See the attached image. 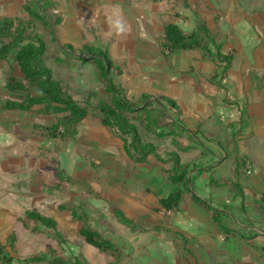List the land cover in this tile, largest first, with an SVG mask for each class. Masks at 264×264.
Returning <instances> with one entry per match:
<instances>
[{"label": "rangeland", "instance_id": "rangeland-1", "mask_svg": "<svg viewBox=\"0 0 264 264\" xmlns=\"http://www.w3.org/2000/svg\"><path fill=\"white\" fill-rule=\"evenodd\" d=\"M115 1L124 10L134 9L137 14L143 12L147 18L134 17L131 24L124 26L123 38L112 43L117 34L113 31L115 21L109 17L107 25L112 31L108 35L101 38L98 34L101 28L90 29L88 40L86 35L80 34L79 40L72 42V55L64 51V55L73 60L63 63L60 61L64 89L77 101H89L95 106L76 131H66L62 139H50L46 128L56 124V116L46 115L40 106L35 111L10 116L12 113L8 112L12 111L1 109L6 100H23L26 94L9 97L0 94V117L6 118L5 121H12L11 125L0 120V130H5L0 144L6 143L4 147L0 146V245H4L8 256L15 259L12 264H18L19 259L36 256L62 258L68 264H74L76 259L83 264H176V259L186 262L188 250L198 248L194 240L190 244L192 247H189L180 235L172 234L173 229L167 227L166 222L168 212L161 207L148 208L144 216L135 212L130 216L122 213L121 201L113 193V187H120L121 184L134 187L137 180L133 177L132 182H128L120 175V170L113 172L117 168H113L109 162L104 147L111 146L113 142H103L110 138L114 145H122V139L130 141L133 135L120 136L117 130L103 126L107 135H100L98 141L89 137L85 123L102 127L99 121L102 113L96 107L100 103L112 104L114 95L108 91V83L100 75L93 59L87 56V63L79 60V51L88 46L108 52L113 62L109 77L123 90L128 101L139 104V110L127 114V117L138 127L143 143H149L145 140L148 136L161 139L160 137L168 138L169 135L174 143L175 138L187 133L186 129L190 128L188 124L191 121L201 127L210 119H206V103L209 102V106L212 104L216 111L222 109L224 104L218 99L217 93L210 90L217 88L216 79L211 78L218 73L217 63L199 52H175L168 60L164 59L161 45L164 43L165 26L178 23L185 33H190L198 22H203L218 44L224 43L228 50L231 47L241 51L239 44L231 41L230 34L237 36L235 32H231L234 22L240 23L243 20L253 25V0ZM15 2V11H9L11 4ZM29 2L30 0H3L0 2V15L31 21L26 13V6L29 4L30 8L33 5L37 10V4L44 5L45 9H62L61 3L56 0H44L43 3L36 0L33 4ZM239 17L241 19L236 21ZM51 31L46 28L51 42L57 41L56 38L53 39ZM58 32L55 29L56 37L61 40ZM60 42L63 43V40ZM4 82H7L6 78L1 85ZM143 95L152 97L150 100L161 97L174 100L183 113L178 120L186 129H182L171 119L166 105H160L155 100H149L145 104L142 101ZM11 126L15 128L14 134L17 133L21 144L13 145ZM60 132L63 133V130ZM193 134L196 136L194 138L202 142L208 138L203 132ZM157 150L160 158L166 160L167 154L164 157L162 152L164 149ZM121 154L116 152L113 157L120 165L118 169L125 167L133 172L136 165L126 167L124 163H130V160L124 162ZM198 157L187 163L195 164ZM11 160H15L14 163L18 166H12ZM181 166L186 164L177 167L179 173L184 170ZM191 174L188 171L187 177ZM172 185L177 190H184L181 184ZM32 211L52 218L64 241L30 220L27 212ZM72 212L85 215L92 230L111 241L118 251L102 252L87 244L80 234L82 223L72 217ZM212 225L217 234L220 231L223 233L218 223L214 222ZM219 240L223 243L225 238L222 236ZM230 244L235 245L234 239L227 241V245Z\"/></svg>", "mask_w": 264, "mask_h": 264}, {"label": "crops", "instance_id": "crops-1", "mask_svg": "<svg viewBox=\"0 0 264 264\" xmlns=\"http://www.w3.org/2000/svg\"><path fill=\"white\" fill-rule=\"evenodd\" d=\"M2 1L0 0V2ZM8 1L12 2V0ZM35 1L30 0L29 3L33 4ZM43 1L41 0V3ZM56 1L61 3L62 9L48 7L42 10L41 7H45L44 5H36L49 22L46 25L41 23L36 26L37 34L39 27V37L47 45V52L39 65L49 68L57 81H61L59 66L65 61L72 60L64 55L63 48L66 45H71L74 48L72 42L79 40L80 34L86 35L85 38L87 37L88 40L89 30L99 27L101 29L98 34L101 38L108 35L112 31L107 25L110 17L112 21H115L113 31L117 37L113 39L112 43H116L124 36V26L131 24L134 17L147 18L143 12L138 15L134 9L124 10L115 0ZM15 8L16 2L11 4L9 11H15ZM31 10L37 9L32 5ZM45 12L47 15L44 14ZM240 19L239 17L236 21ZM25 20L27 22L28 19ZM233 26L231 32H235L237 36L231 33V41L239 44L241 51H236L231 47H229V51L227 46L221 43L223 53L233 54L234 59L227 72H224V68L217 62L218 73L211 77L212 80L216 79L217 88L210 90H214L218 99L222 100L221 103L224 104L222 109L220 108L221 111L220 109L219 111L214 110L212 104L210 103L211 106H209L207 101L205 113L207 114L206 119H210L201 127L191 121L188 124L190 128L186 129L178 120V117L183 113L176 112L166 105L171 119L182 129H186L187 133L175 138L174 143H172L171 135L168 138L160 137L161 139L146 136L147 142L152 144L154 142L157 148L164 149L162 151L164 157L167 154L166 160L163 158L165 161L161 158L157 159L153 154L145 158L136 155L132 158L128 157L124 149L125 139H122V145L116 144L117 141L114 145V141L110 138H106L103 142L106 144L113 142L112 145L117 148L115 149L112 145L104 146L109 162L112 163L113 168H117L113 172L120 170V175L128 182L133 177L137 180V185L134 184V187L130 184L113 187V193L121 201V210L125 216H130L133 212L144 216L148 208H160V201L177 191L171 180L176 155L181 160V165H187L188 160H197V157L200 156L195 164L203 168L202 174L193 171L191 172L193 177L191 174L188 178L193 179L198 197L214 204L223 215L222 224L225 228H221L219 224L223 233L220 231L217 234L212 225L214 224V213L197 203L193 194L187 192L183 195L178 209L167 211L173 214L167 213L169 217L166 222H168L167 227L173 229L172 234L180 235L187 245H192L194 240L195 246L197 245L198 248H193V250L189 248L188 260L183 262L176 259V264H264V0H253V25L242 20L240 23L234 22ZM46 28L50 31L52 29L53 39L56 38L57 41L51 42ZM55 29L59 30L58 33L61 34L63 43L56 37ZM41 32L42 34H40ZM85 47L88 46L83 48ZM61 60L62 63H60ZM79 60L83 61L80 58ZM251 67L252 69H250ZM5 78L7 82L1 85ZM8 83L25 84L24 77L18 70L13 57L7 61L0 60V94L7 97L24 94L8 91L6 89ZM154 100L150 101L154 102ZM7 101L9 99L5 104ZM5 104L1 107L2 110H5ZM36 108L34 107L32 111H35ZM8 113H12L11 116L22 112ZM5 119L0 117L1 122L4 121L6 124L11 123L12 125L11 120L5 121ZM85 124L88 126L89 137H94L98 141L100 135H107L103 126L89 125L88 122ZM10 129L13 145L21 144L17 133L14 134L15 128L11 126ZM200 132L208 136V142L206 140L204 144L209 146L211 152H215L214 155L199 145L198 142L201 140L194 138L193 133L200 134ZM4 133L5 130H0V138ZM93 133L98 136H91L94 135ZM5 144V142H1L0 146L4 147ZM116 152L117 154L122 153L124 162L130 160V163H124L126 167L131 164L136 165L133 172H129L125 167L118 169L120 165L113 158ZM194 155H196L195 158ZM238 160L240 167L236 170ZM14 161L10 162L12 166L17 167L18 164ZM175 168L177 169V166ZM222 236L225 238L223 243L219 240ZM230 238L234 239L236 246L227 245ZM191 245L189 247H192Z\"/></svg>", "mask_w": 264, "mask_h": 264}, {"label": "trees", "instance_id": "trees-1", "mask_svg": "<svg viewBox=\"0 0 264 264\" xmlns=\"http://www.w3.org/2000/svg\"><path fill=\"white\" fill-rule=\"evenodd\" d=\"M45 10V7H41ZM26 13L31 21L21 19L20 17H2L0 15V60H9L13 57L18 70L24 77L25 84H6V89L10 92L25 93L26 97L23 100H9L5 104V110L29 112L34 107H43V112L46 115L56 116V124L52 127H47L46 132L51 139H62L66 131H76L79 126L90 116L92 109L95 107L89 101L79 102L70 93L64 89L61 81L54 79L53 72L44 66L39 65L43 56L47 52L45 41L37 34L38 24H49L48 18L42 14L41 10H31L28 6ZM207 42V43H205ZM162 54L165 60H168L175 52H191L198 51L204 57L211 59L215 63L224 68L227 72L233 62L234 55H226L223 53V46L211 36L209 28L203 22H198L196 28L190 32L185 31L178 23H170L164 29V43L161 45ZM67 53L72 54L74 48L71 45H66L63 48ZM86 56L93 59L100 75L108 83V91L113 93L114 99L112 104L100 103L96 109L102 113L100 123L102 126L111 130H117L120 136L133 135L130 141L124 140V149L128 157L134 155L145 158L153 154L157 159H160L157 147L152 143H143L138 127L133 124L127 117V114L134 113L139 110V104L128 101L123 95V90L116 86L113 80L109 77L113 70V62L110 59L108 52H104L98 48L85 47L79 51V58L86 61ZM117 69V68H116ZM152 97L143 95L142 101L145 104ZM156 103L167 105L176 112L180 111L177 103L169 98H156ZM63 130V133L60 131ZM194 136V135H193ZM196 137V136H194ZM204 149L209 150V146L204 142H198ZM224 150V149H223ZM226 150V149H225ZM215 154V152H211ZM176 160L173 166V175L171 177L174 185L181 184L184 190L179 189L175 193L168 195L160 201V206L166 211H173L180 205L183 195L187 192L192 193L194 200L202 204L206 209L214 213V222L222 224V214L216 209L212 203H208L199 198L193 184V179L187 177V172L197 171L202 174L203 168L197 164H187L181 166L184 170L179 173L175 168L179 167L180 159L176 155ZM204 157V156H203ZM240 167V161H237L236 170ZM27 217L34 221L37 225L53 232L63 242V236L57 230V223L50 217L44 216L39 212H27ZM72 217L82 223L80 230L81 236L86 243L97 248L102 252L113 251L117 252L115 245L102 238L97 232L87 223V217L77 212H72ZM14 245V240L12 242ZM14 258L8 256L6 247L0 245V264H12ZM18 264H68L62 258H47L46 256H36L27 259L17 260ZM72 264V263H71ZM74 264H83L79 259H76Z\"/></svg>", "mask_w": 264, "mask_h": 264}]
</instances>
